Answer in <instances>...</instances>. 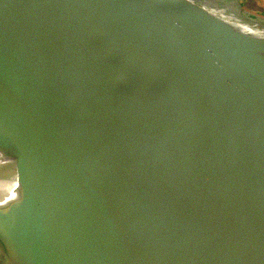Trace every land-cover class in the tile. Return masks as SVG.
I'll return each mask as SVG.
<instances>
[{
	"label": "water",
	"instance_id": "obj_1",
	"mask_svg": "<svg viewBox=\"0 0 264 264\" xmlns=\"http://www.w3.org/2000/svg\"><path fill=\"white\" fill-rule=\"evenodd\" d=\"M0 264H264V32L0 0Z\"/></svg>",
	"mask_w": 264,
	"mask_h": 264
},
{
	"label": "crops",
	"instance_id": "obj_2",
	"mask_svg": "<svg viewBox=\"0 0 264 264\" xmlns=\"http://www.w3.org/2000/svg\"><path fill=\"white\" fill-rule=\"evenodd\" d=\"M196 9L225 23L242 28L249 34L264 32V25L253 24L251 18L263 20L264 0H185Z\"/></svg>",
	"mask_w": 264,
	"mask_h": 264
},
{
	"label": "rangeland",
	"instance_id": "obj_3",
	"mask_svg": "<svg viewBox=\"0 0 264 264\" xmlns=\"http://www.w3.org/2000/svg\"><path fill=\"white\" fill-rule=\"evenodd\" d=\"M69 60H71V59H69ZM67 62H68V61H67ZM71 68H72V67L68 68V70H71Z\"/></svg>",
	"mask_w": 264,
	"mask_h": 264
}]
</instances>
